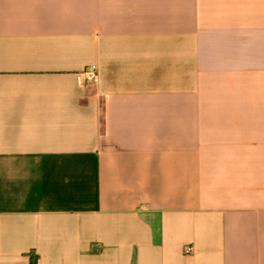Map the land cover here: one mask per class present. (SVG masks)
<instances>
[{"label":"crops","instance_id":"0c3cea01","mask_svg":"<svg viewBox=\"0 0 264 264\" xmlns=\"http://www.w3.org/2000/svg\"><path fill=\"white\" fill-rule=\"evenodd\" d=\"M0 264H264V0H0Z\"/></svg>","mask_w":264,"mask_h":264},{"label":"built area","instance_id":"2783aa9c","mask_svg":"<svg viewBox=\"0 0 264 264\" xmlns=\"http://www.w3.org/2000/svg\"><path fill=\"white\" fill-rule=\"evenodd\" d=\"M96 70L95 68L92 67H88L85 68L79 75H78V83L81 87L83 88H87L89 85H91L92 83H94L96 81ZM192 251V247L190 246H185L183 248V252L184 254H189Z\"/></svg>","mask_w":264,"mask_h":264}]
</instances>
